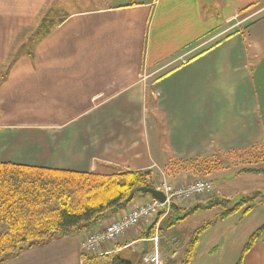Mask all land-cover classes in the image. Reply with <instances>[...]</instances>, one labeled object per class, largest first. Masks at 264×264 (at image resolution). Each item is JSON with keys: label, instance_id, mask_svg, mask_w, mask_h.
I'll return each instance as SVG.
<instances>
[{"label": "crops", "instance_id": "1", "mask_svg": "<svg viewBox=\"0 0 264 264\" xmlns=\"http://www.w3.org/2000/svg\"><path fill=\"white\" fill-rule=\"evenodd\" d=\"M203 1L0 0V163L104 175L148 171L152 178L161 174V183L179 184L190 173L166 172L176 161L214 153L226 159L225 153L264 144V16L247 28V18L238 21L264 0H222L220 20L205 13ZM228 168L208 177L215 189L204 206L175 203L173 217L195 209L192 218L208 214L201 208L214 199H233L231 181L259 176ZM151 200L136 197L124 211L41 253L59 264H82L90 235ZM169 217L100 246L98 255H121L140 244L146 253L159 227L168 229L158 247L161 263L182 261L196 230L175 233L190 217L177 225ZM233 220L214 222L201 235L190 264L241 258L264 264V239L244 253L243 235L225 232ZM229 238L230 253H216ZM154 253L155 247L143 260Z\"/></svg>", "mask_w": 264, "mask_h": 264}, {"label": "trees", "instance_id": "2", "mask_svg": "<svg viewBox=\"0 0 264 264\" xmlns=\"http://www.w3.org/2000/svg\"><path fill=\"white\" fill-rule=\"evenodd\" d=\"M255 22L249 23L245 28ZM236 33L237 31H234L216 41L192 60ZM217 154L190 161H176L166 172L213 175L224 169L221 162L223 159ZM248 156L256 159V165L264 162V144L243 152L224 154L227 160ZM242 173L264 176V170L255 168L243 169ZM143 188L158 189L151 172L125 171L104 175L0 163V264L24 249L46 246L56 239L69 236L72 231L85 232L92 229L107 217L129 207L136 197L142 196L140 190ZM254 199L255 197L243 200L232 208H229L228 201L214 199L205 209L201 208L203 210L220 208L221 213L194 232L179 264H190L201 235L214 222L228 219L238 212L248 214L255 208L251 205ZM177 209L174 203L169 217L171 223L175 225L199 210H191L183 217L174 218L173 212ZM263 237L264 226L250 237L243 252L247 253ZM82 264L131 263L124 261L120 255L106 254L94 257L83 255ZM238 264H242V258Z\"/></svg>", "mask_w": 264, "mask_h": 264}, {"label": "rangeland", "instance_id": "3", "mask_svg": "<svg viewBox=\"0 0 264 264\" xmlns=\"http://www.w3.org/2000/svg\"><path fill=\"white\" fill-rule=\"evenodd\" d=\"M203 6H204V11L206 14H212L213 16L216 17L215 18L216 20L221 19L220 15L222 12V7H223L222 0H210V1L204 0ZM262 8H264L263 3L259 7L250 8L251 10L249 8H247L249 10L243 11V13L241 14V17L238 19V21L247 18L248 19L246 22V24H247V23H252V22L258 20L259 18L264 16V11L257 14ZM247 9H245V10H247ZM69 11H71V10H69ZM217 15H219V16H217ZM56 20H58V19H56ZM255 161H256L255 158H253L252 156H250V157L248 156V157H243V158L240 157V158L234 159V160H227V158H226V159H223L221 162L223 163L224 166H226V164H227V167H229L228 169L231 171H237V169H240L242 167H246L245 169L255 168V169L264 170V162H259V164L256 165ZM172 175H175V174H172ZM188 176L189 177L185 179L187 181L183 182V183L193 182L196 180H209L210 181V179H208L209 176H203L202 174L201 175H193L190 173V175H188ZM153 180H154L155 185L158 188L156 190L162 191L160 188V183L162 180H164L163 176L161 174H156L155 177L153 178ZM165 180L170 185H173V186L178 185L177 183H174L173 180L171 181L169 178H165ZM221 183H222V181H218V185H220ZM231 183H233V184H230V186L237 187V190H235L234 192L231 193L230 198H233V199L225 200V201L229 202V208L234 207L236 204L242 202L243 200H248V199H252L255 197V199L251 202V205H253L255 208L246 215H243V212H238L235 215L231 216L229 219H234L233 223L230 225V229L225 228V230H226L225 232L230 233V238L233 235L234 236L237 235V231H239V235H243V237L245 238L244 239V246H243V248H245L247 242L249 241V237H251L253 232H255L259 227L262 226V224H264V176L259 175V176H256L254 178H242L241 180L240 179L236 180V181L233 180V181H231ZM179 184H181V183H179ZM242 188H244V189H242ZM139 197L150 198V196H148V195H142ZM209 197H210V195H207V196H203L201 198L193 199L189 202H185L186 204H189V205H187V209L192 208L191 207L193 205L192 202H196V201H199L198 204L201 203L199 206H201V207L204 206L205 201L207 199H209ZM175 203L177 204V203H183V202H175ZM185 203H183V204H185ZM219 212H221V209L216 208V209L208 210V214H199L198 216H195L193 218L190 217L188 220H186L182 224V226L179 225V227L175 228V230H173V231L175 233L182 232L183 234H188L190 232H193L194 230L200 229L204 225V223L213 220L214 214L219 213ZM183 216H185V215L184 214L181 215V217H183ZM158 218H160V217H158ZM158 218H156V219H158ZM156 219H152L151 221H148V222L144 223L143 225L151 223ZM156 223H155V225H156ZM251 229L253 230L252 233H248ZM167 230L168 229H165L164 232H162V233H160V231H158L157 236L159 237V243H160L161 235L166 234ZM221 232H224V231L221 230ZM76 233L77 232L72 231V233L70 235L72 236ZM69 236H67V237H69ZM153 236L156 237V233ZM153 236H149L148 238H153ZM63 238H65V237H63ZM230 238L227 239V244L225 245V247H224V244L222 242L219 243V245L222 246L223 250H221V248L218 247V249L216 250V253L217 252L223 253V251H224V253H230V252H228V249H229L228 242L230 241ZM60 239H62V238H59L56 240H60ZM263 239H264V237H263ZM56 240H54V241H56ZM50 244H48L46 246H35L33 248L24 249V250L18 252V254L5 259L4 262H2L1 264H51L52 259H54L53 264H59L58 259L55 258L52 255V253H41V252L45 251L43 249H45ZM153 247H154V244L152 243L149 247L148 252L143 253V248H142V245L140 244L137 247H134L132 249H128L125 253L121 254L120 257L124 261L129 262L131 264H144L143 258L148 253H153ZM158 247H159V245H158ZM243 248L241 249L240 253L242 252ZM161 250L162 249H160L159 253H160L161 257L165 258L164 252H161ZM173 252L174 251L172 250L170 253L166 254V257L167 256L171 257V255L174 254ZM231 253H233V250ZM32 255L37 257L36 263H33L34 257ZM32 258H33V261H32ZM177 260L174 259L173 263L179 264L181 262L180 258H178Z\"/></svg>", "mask_w": 264, "mask_h": 264}, {"label": "built area", "instance_id": "4", "mask_svg": "<svg viewBox=\"0 0 264 264\" xmlns=\"http://www.w3.org/2000/svg\"><path fill=\"white\" fill-rule=\"evenodd\" d=\"M160 188L166 196V202L161 203L157 200H151L141 207L133 208L131 211L123 215L119 221H114L108 227L100 232H95L89 236L82 245L83 255L97 256L100 246L104 244L114 243L121 239L129 231L138 228L144 223L161 217L166 219L171 213L172 205L175 202H189L193 199L211 195L214 192L215 186L209 180H196L188 183H181L176 186L163 181ZM158 233L159 227L156 228ZM151 239L155 247V255H148L144 262L148 264H162L159 259L158 245L159 237Z\"/></svg>", "mask_w": 264, "mask_h": 264}, {"label": "water", "instance_id": "5", "mask_svg": "<svg viewBox=\"0 0 264 264\" xmlns=\"http://www.w3.org/2000/svg\"><path fill=\"white\" fill-rule=\"evenodd\" d=\"M140 193L142 195H149L152 199L157 200L161 203H165L166 202V196L164 195V193L162 191L156 190V189H150V188H143L140 190ZM145 246L147 250L148 247V242H145Z\"/></svg>", "mask_w": 264, "mask_h": 264}]
</instances>
